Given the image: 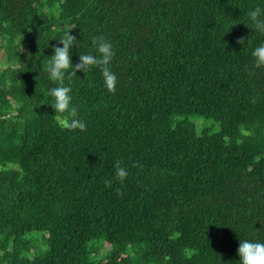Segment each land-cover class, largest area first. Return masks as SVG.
I'll return each mask as SVG.
<instances>
[{
  "label": "trees",
  "instance_id": "16d2710c",
  "mask_svg": "<svg viewBox=\"0 0 264 264\" xmlns=\"http://www.w3.org/2000/svg\"><path fill=\"white\" fill-rule=\"evenodd\" d=\"M256 6L0 0V264H238L239 239L264 242ZM68 26L73 64L96 37L115 53L114 93L98 68L66 77L84 131L46 105L45 65Z\"/></svg>",
  "mask_w": 264,
  "mask_h": 264
},
{
  "label": "clouds",
  "instance_id": "9594fccd",
  "mask_svg": "<svg viewBox=\"0 0 264 264\" xmlns=\"http://www.w3.org/2000/svg\"><path fill=\"white\" fill-rule=\"evenodd\" d=\"M261 4L264 5V0H261ZM247 25L248 29L264 36V7L256 6L248 11ZM72 29L74 27L68 26L63 35L59 39H55L60 46H53L52 54L49 56L51 58L45 65L47 79L57 85L48 89L47 94L51 98V102L46 105H49L53 110L60 127L84 131L87 125L83 119L78 118L77 108L72 104V88L70 83L65 84L66 77L70 81L71 77L77 76L78 71L84 73L92 68H98L104 88L108 92L114 93L118 82L117 75L109 65L115 53L112 43L102 36L96 37L92 41L95 53L79 54L78 62L73 64L71 60L73 46H77L78 41L75 36L70 34ZM236 43L243 45L245 41L238 39ZM251 56L256 67L264 66V41L251 50ZM114 167L115 178L123 182L128 175L127 170L119 163ZM236 254L239 257L238 264H264V242L247 238L239 239Z\"/></svg>",
  "mask_w": 264,
  "mask_h": 264
},
{
  "label": "rangeland",
  "instance_id": "374dc122",
  "mask_svg": "<svg viewBox=\"0 0 264 264\" xmlns=\"http://www.w3.org/2000/svg\"><path fill=\"white\" fill-rule=\"evenodd\" d=\"M0 58H1V55H0ZM177 118H175L176 120ZM197 119H200L202 122H203V126L201 129H207L208 132L210 133H214L218 130V124L217 123H214L212 120H205V119H202L198 116H192L189 118L190 121H194V120H197ZM105 250V248L103 249Z\"/></svg>",
  "mask_w": 264,
  "mask_h": 264
}]
</instances>
